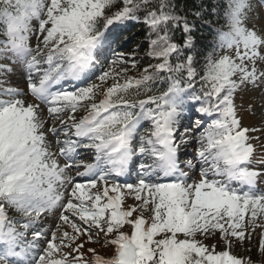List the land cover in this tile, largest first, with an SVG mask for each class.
<instances>
[{"label":"snow or ice","instance_id":"snow-or-ice-1","mask_svg":"<svg viewBox=\"0 0 264 264\" xmlns=\"http://www.w3.org/2000/svg\"><path fill=\"white\" fill-rule=\"evenodd\" d=\"M217 7L206 51L173 0H0V264H253L233 250L257 227L264 256V124L235 104L264 101V26L250 0ZM129 24L144 57L123 50ZM14 65L25 88L5 86Z\"/></svg>","mask_w":264,"mask_h":264},{"label":"rangeland","instance_id":"rangeland-1","mask_svg":"<svg viewBox=\"0 0 264 264\" xmlns=\"http://www.w3.org/2000/svg\"><path fill=\"white\" fill-rule=\"evenodd\" d=\"M250 3L252 4V11L249 12V17H250V23L249 27L251 28L253 24L257 29H260L262 26H264V6L260 5L259 0H250ZM131 47V46H128ZM125 53L127 52L124 49ZM141 53V52H139ZM223 54V53H220ZM5 61L0 60V63H4ZM14 72L9 74L6 79L9 82L5 86H14L18 88H25L26 85L23 80V67L21 65H14ZM0 78H5V77H0ZM21 99H25L28 103H39V101H36L34 97H21ZM235 104L237 105L238 108V116L242 121V124L246 127L253 128V127H259L262 124H264V114H262V105H264V101L261 99V93L259 90H251V91H245L243 93H238L235 96ZM250 105H253L255 107V112L250 110ZM43 107V106H42ZM77 117H81L84 115V110H81L80 112L76 113ZM250 136H264V134L260 132H255V133H250ZM253 144H256L257 142L255 140L251 141ZM197 150V146H191L185 149H182V152H187L188 155L182 156L181 158L183 160H189L193 158V155L195 154ZM261 155H264V153H260L259 149H257V155L256 158L253 160L252 166L259 170L260 169V164L257 162L260 158ZM86 163L92 162L93 157L91 155H88L87 157H83ZM83 171V169H81ZM197 179L199 178L198 176L196 177ZM258 187L261 189H264V181H258ZM133 201L131 198L127 199L125 202V207L127 205L132 204ZM43 219V218H42ZM247 220V217H246ZM55 222V219L53 217H49L47 220V225L46 227H51V225ZM258 223H264V217H261L258 220ZM64 230H69L70 229H64ZM126 232L131 234V228L126 227L124 229ZM261 229L257 227L255 229V232L252 234L253 240L256 238H260L261 240ZM111 238V237H110ZM199 238V237H198ZM252 240V241H253ZM251 241V242H252ZM207 244H214L216 251H220L221 249L217 245V240L212 239L205 241ZM106 245L103 244H85V253L84 257L85 259H90V254L86 251L88 248H95L100 254L102 255H110L111 251L110 249L106 253L103 251L105 250Z\"/></svg>","mask_w":264,"mask_h":264},{"label":"trees","instance_id":"trees-1","mask_svg":"<svg viewBox=\"0 0 264 264\" xmlns=\"http://www.w3.org/2000/svg\"><path fill=\"white\" fill-rule=\"evenodd\" d=\"M173 2L177 5L176 11L179 14L187 15V18L189 20H196L198 27L195 38L202 49L211 51L214 41L213 29H218L223 26V7H217V5H223L224 0H173ZM196 10L202 12V18L198 19L189 15L190 12ZM213 12L217 14L213 15ZM141 15H143V13H141ZM128 28L129 30L125 32L123 38L124 43L127 44V47H124V49L127 51L126 54L132 53L138 45H144L139 51L141 53H136L138 57H144L145 52L147 51V44L145 42L144 35V33L146 32L145 26L143 24H129ZM179 35L181 34L177 33V36ZM199 59L201 60V62L203 61V57H200ZM140 63L146 66V62L143 60H141ZM134 74L138 75V72L129 69V75ZM252 240L253 237L251 236V241ZM259 242L260 238L258 237L251 243L246 242L244 247H241L237 244L233 250L234 254L237 256L242 255L245 259H248L250 257L253 261V264H264V256H262L259 252ZM217 245L221 249L222 246L218 242ZM109 249L110 251L112 250L110 246L106 245L105 250H103L106 255Z\"/></svg>","mask_w":264,"mask_h":264}]
</instances>
